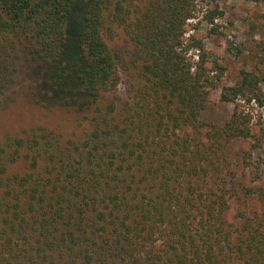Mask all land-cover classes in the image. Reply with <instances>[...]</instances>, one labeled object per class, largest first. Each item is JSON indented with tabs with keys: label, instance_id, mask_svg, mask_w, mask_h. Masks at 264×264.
Listing matches in <instances>:
<instances>
[{
	"label": "trees",
	"instance_id": "1",
	"mask_svg": "<svg viewBox=\"0 0 264 264\" xmlns=\"http://www.w3.org/2000/svg\"><path fill=\"white\" fill-rule=\"evenodd\" d=\"M210 1L200 18L206 0H0V110L38 60L43 99L85 122L0 138V264H264V135L247 109L264 73L222 87L224 123L202 119L225 72L197 34L224 14Z\"/></svg>",
	"mask_w": 264,
	"mask_h": 264
},
{
	"label": "rangeland",
	"instance_id": "2",
	"mask_svg": "<svg viewBox=\"0 0 264 264\" xmlns=\"http://www.w3.org/2000/svg\"><path fill=\"white\" fill-rule=\"evenodd\" d=\"M213 4L215 2L210 0L201 2L197 15L201 18L205 10L213 7ZM217 4L224 14L216 19L215 24L202 26L197 34L204 38L208 50L225 67L221 85L212 91L209 108L204 111L202 119L224 123L232 113L233 104L221 99L222 87L238 83L243 69L255 70L259 67L264 73V0H219ZM76 19L80 22V17ZM197 20H193L192 24ZM75 27L77 21L71 28L73 32ZM212 28L217 31L209 33ZM108 42L115 51L124 50L130 45L120 29L114 38H108ZM37 61L25 60L19 64L16 84L5 98L4 108L0 110V138L7 133H20L25 128L38 124L54 128L66 137L77 135L84 128L82 111L64 102L54 103L43 99L37 84V70L41 69L34 66ZM121 90L124 92L125 83H122ZM247 109L253 114L256 133L264 135V105L252 102L248 104ZM251 142V139H247L234 144L233 178L236 186L250 184L249 168L242 163L239 155L251 146ZM260 152L264 154V150ZM232 209L234 213L235 202Z\"/></svg>",
	"mask_w": 264,
	"mask_h": 264
}]
</instances>
